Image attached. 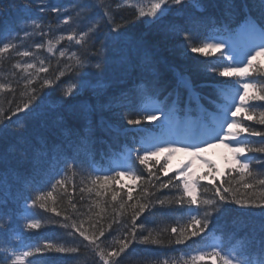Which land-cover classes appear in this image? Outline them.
Masks as SVG:
<instances>
[{
	"label": "snow or ice",
	"instance_id": "obj_1",
	"mask_svg": "<svg viewBox=\"0 0 264 264\" xmlns=\"http://www.w3.org/2000/svg\"><path fill=\"white\" fill-rule=\"evenodd\" d=\"M256 2L259 6L258 17L252 13L248 0L239 5L243 15L236 35L247 41L242 59H238L235 53L226 54L224 49L228 41L212 32L201 36L198 31L207 18L197 13L207 12L212 0H148L147 4H144L143 0H70L68 4L56 0H29V4L21 8L25 14L17 21L5 20L4 12L0 11V63L5 56L11 60L13 52L18 57H33L34 52L20 49L26 39L34 36L43 38L53 31L51 24L44 22L49 14L56 16L61 25H73L72 30L66 36L60 35L56 43L66 39L74 42L80 49L79 55L73 53L70 57L74 63L65 66L68 71L73 72V76L64 82L63 87L58 81L65 76L64 70H58V75L52 78L46 76L39 88L33 87L40 74L49 71L43 60L38 61V69L37 63L17 61L12 68L20 70L24 75L19 80L0 79V94L9 93L13 96V99L7 100V108L3 106L4 100L0 99V143L4 142L9 134L13 116L21 112L25 115L36 112L38 105L34 102L45 88H59L63 96L73 97L74 94L79 95L87 90L90 82L87 73L83 71L85 66L91 65L101 69L100 61L106 60L108 53L115 47L124 45L125 50L121 58L125 63L134 64L138 61L146 69L153 67L154 58L147 37L126 40L125 26L128 21L121 15L125 9L134 10V20L147 18L149 24L159 25L166 35L179 37L182 51L189 56L199 54L210 57L220 53L216 61L205 63L200 70L215 73L220 77L235 78L234 81H225L217 87L221 102L216 104L214 112L207 113L208 119L202 124V138L189 142L186 147H178L176 141L155 140L147 135L137 141L135 136V133L145 131L143 125L146 123H154L155 127H160L161 116L167 121L181 104L186 110H190L193 104L201 106L200 95L191 76L186 72L175 73L176 87L163 100L158 99L159 80L154 78L151 88L141 84L135 89L121 91L106 102L98 99L95 106H86L82 111L72 110L73 118L84 122L80 129L68 127L63 115L53 116L52 122L64 129V137L60 146L55 149L56 167L45 181L48 184L47 190L35 181L43 174L46 165L51 168L53 152L47 148L46 142L42 143L39 150L32 148L22 127H18L15 130V142L6 150L0 151V188L10 189L14 185L21 187L19 199L24 201L22 213L26 221L23 229L39 230L44 223H58L64 229L73 230L69 233L70 236L78 234L82 240L77 246H65L64 243L53 242L51 238L39 244L21 243L20 248H27L26 251H9L4 247L3 251H0V264H25V258L29 257L32 258L29 264H40L44 254H76L80 252V246L90 250L98 258V264H119V258L126 254L133 244L187 247L189 242H192L195 245V238L203 240L204 234L210 230V225L215 227L216 215L231 205L252 215L254 210H259L258 227H252L243 235L235 231L230 233L227 248L224 247L223 236L217 237L213 234V243L191 248L178 260L173 259L172 264H202L206 257L211 258L213 264L217 259L219 264H264V159L257 158V154L264 157V130L256 127L264 126V63L258 62L259 57H264V0ZM0 3H3V0H0ZM30 6L35 7V14H28L31 11ZM11 7H19L16 0H12ZM173 9L181 14L187 12L184 24L174 21L161 23ZM44 47V43L34 45L35 50ZM55 50L52 40H47V52L53 53ZM59 55L64 57L65 52L61 50ZM93 59L97 61L95 64L91 63ZM15 75L13 71L12 76ZM18 89H23L19 93L20 102L14 104ZM169 98L171 106L165 110L160 105L167 104ZM201 110L206 111L203 108ZM105 113H113L120 123L113 124L105 118ZM93 114L99 115L95 123ZM35 118L39 120L41 115L37 113ZM246 121H253L254 124L245 126ZM101 133L116 142L121 138L126 140L121 150L115 154V158L110 161L108 168L97 167L94 162L93 146L101 139ZM252 137L261 139L257 143L251 140ZM217 144H224L232 154L234 167L227 172V176L232 177V180L224 179L217 183L218 169L216 174L210 169L207 175L201 174L197 177L189 170V162L175 176L169 177L166 182H160L158 187L154 183V180L160 181L159 173L167 176L169 169L165 165L154 171V167L159 165V160L154 164L153 157L158 158L165 153L177 151H191L195 157L206 148L215 147ZM66 145L73 153L70 156L65 154ZM13 158L17 160L16 167L10 165ZM135 162L143 166L142 171L146 172V175L137 174ZM208 163L213 164L211 161ZM234 172L239 179L233 176ZM76 176H79V183L83 185L79 188L81 201L84 199V193L92 194L94 190L97 197H108L110 194V201L106 200L104 204L111 207V215L107 220L104 219L108 207H102L101 201L97 200L95 205L100 208V212L93 215L100 219L93 225L94 230L91 232L83 227V221L78 224L72 220L68 209L60 206L61 200L66 196L69 208L73 212L77 210V204L73 202L77 185L68 183ZM123 176L132 178L139 188L136 196L131 188L121 195L122 189H116L109 184L110 181H116ZM204 181L208 182L202 183ZM233 181L239 187H234ZM225 184L228 186L225 187ZM69 186L72 192L68 191ZM58 187L63 191L58 196H53ZM161 189H174L176 194L163 198L156 196V192ZM7 205V199H0V235L10 232L13 223V215L7 210ZM172 205L178 206L187 215V219L179 226H165L156 231L147 228L143 223L137 224L143 214H152L158 208L165 210ZM37 208L53 213L54 217H63V220L48 218L42 223L34 211ZM88 211L92 212L91 206ZM125 218L130 221L131 227L125 225ZM118 229H123L122 233L113 237L111 244L106 243V232L112 235ZM12 236L15 238L16 234L12 233ZM160 264H169V260L164 259Z\"/></svg>",
	"mask_w": 264,
	"mask_h": 264
},
{
	"label": "trees",
	"instance_id": "obj_2",
	"mask_svg": "<svg viewBox=\"0 0 264 264\" xmlns=\"http://www.w3.org/2000/svg\"><path fill=\"white\" fill-rule=\"evenodd\" d=\"M56 2H62L64 4H68L70 0H56ZM244 0H232V6H230V0H212L211 6L208 8L207 12L201 14L197 13V15H203L206 17L205 24L201 26L198 31L200 32L201 36L209 33L214 32L215 29H233L235 26L239 24L242 20L243 12L241 11L239 5L242 4ZM12 0H3V3H0V11L4 12L5 20H13L17 21L22 15L25 13L21 11L24 5L29 4V0H16V3L19 5L17 8L11 7ZM144 4L148 3V0H143ZM248 4L251 8L252 13L255 16H259V6L256 0H248ZM31 7V6H30ZM247 11V9H245ZM36 9L35 7H31V11L28 13L29 15L35 14ZM134 10L129 8L122 11L121 15L128 21L125 26V31L127 33L126 40H133L140 36H146L147 39L151 43V54L154 58V65L152 68L149 69L148 73L143 74V71L146 69L142 66L138 61L134 64L125 63L122 60V54L125 50L124 45H120L118 47L113 48L107 56L106 60H102L101 62V69H96L91 65H86L84 72L87 73V78L89 81L95 83V87L92 89H87L82 91L79 95H75V98L81 99L85 93L90 95L89 102L86 106H95L97 100L99 99L101 102H106L110 98L118 95L121 91H129L131 89H135L138 85H146L149 88L152 87L153 79L157 78L159 80V84L157 85V90L159 92L158 99L163 100L165 96L168 95L170 91H172L176 87V77L175 73L179 72H186L188 75L191 76L194 85L196 86V91L200 95V99L207 105L209 109L215 111L216 104L220 103V99L218 98L217 87L221 86L225 81H234L235 78H228V77H220L215 73H206L200 70L202 68L201 65L205 63H212L217 60L219 56L214 54L210 57L200 56L199 54H192L191 56L185 54L182 51V42L179 37H170L166 35L162 30H160L159 25L149 24L147 22V18H142L140 20H134ZM187 15V12L181 14L173 9L168 15L165 16L164 20L161 22L162 24L168 23L170 21H174L176 23L184 24V16ZM63 17H61L62 19ZM45 24H51L53 31L49 32L46 37H39L34 36L28 38L24 41V45L28 48V51L34 52L33 57H18L16 54H11L14 58L17 59H26L29 63H37V69L40 67L38 61L43 60L44 66L48 67V73H41L39 79L33 85V87L39 88V84L42 80L47 76L48 78H52L58 75V70H64L65 76L60 78L58 83L61 86H65L64 82L68 81L72 78L73 72L68 71L65 67L66 65H71L74 63V60L70 59L73 53L77 55L80 54L79 46H76L74 42H69L66 39L56 43V40L60 35H67L68 32L72 30L73 25H61L59 24L58 19L56 16L49 14L45 17L44 20ZM79 30V29H78ZM23 36V33H21ZM51 39L53 44H55V51L53 53L47 52V40ZM27 43H31V46H28ZM36 43H44L45 47L41 50H36L34 45ZM30 44V45H31ZM31 47V48H30ZM63 48L65 50V56L61 57L59 55V49ZM95 51V49H93ZM6 59L0 63V70L3 71L5 74H12L15 71L11 65H9V58L5 56ZM97 61L93 59L91 61L92 64H95ZM195 62V63H194ZM205 62V63H204ZM204 63V64H203ZM260 63H263L260 61ZM5 74H2L1 79H5ZM20 77L24 75L19 70ZM200 85H205L204 87H200ZM20 89H18L19 91ZM17 91V93H18ZM40 96L45 99H50L48 106H53L56 102L58 105L62 106V103L59 98L62 100H66L67 96H63L61 90L59 88L56 89H49L45 88ZM73 97V96H72ZM0 99L4 100V107H8L7 100L13 99L12 94H0ZM215 101L216 103H213ZM171 102V98H169L168 102ZM196 104L191 106V109ZM85 106V107H86ZM184 108L183 104L180 105ZM185 109V108H184ZM264 110V109H262ZM213 111V112H214ZM20 115L24 114V112L18 113ZM105 118L109 119L113 124L120 123L118 119L113 121L114 114L113 113H105ZM243 114H241L242 116ZM16 119L18 115L15 116ZM99 119L98 114H93V122ZM148 124V123H146ZM145 124V125H146ZM254 124L253 121H246L245 126H249ZM79 125V123H78ZM149 125V124H148ZM153 126L154 129L158 127L154 126V123L150 124ZM144 126V125H143ZM132 127V126H129ZM257 128H261L264 130V126L256 125ZM75 128V127H74ZM261 138L259 137H252L251 140L254 142H259ZM58 143L59 140H56ZM123 142V143H122ZM126 140L123 138L121 140V145H123ZM66 147V146H65ZM5 148L4 144L1 145L0 143V151H3ZM73 154V153H72ZM258 159H264L260 154H257ZM102 160V159H101ZM100 160V161H101ZM155 159L153 163L155 164ZM159 160V165L154 167V171L157 170L158 167H162L164 162L161 159ZM103 162H100L102 164ZM137 174L139 175H146L144 171H142L143 166L138 165L136 166ZM231 169H228V171ZM227 171V172H228ZM226 174L222 177V179H217V183L221 180L228 179L232 180V177H228ZM176 173L173 171H169L168 175L165 176L161 174L160 181H155L154 183L159 186L160 182H166L169 177L175 176ZM71 177V173H69ZM233 176H236V173H233ZM59 178V177H57ZM236 179H239L236 176ZM47 180V175L42 174L36 178L35 183L44 188L48 186L45 182ZM208 181H204L202 183H207ZM69 185L75 183L77 185L76 191L73 193V202L77 204V210L73 212L68 204H67V197L65 196L63 200H61L60 206L62 208L68 209V214L71 215L72 220H75L78 224L83 221V227L88 230L89 232L93 231V225H96L97 220L100 219L99 217L93 215V213L100 212V208L96 207L95 202L97 200L101 201L102 207H108L107 213L104 214V219L107 220L111 215V207L104 204V201H110V194L108 197H104L103 195L97 197L95 195V190L92 194L84 193V199L80 200V191L79 188L83 187L79 183V176L72 177L71 180L68 181ZM109 184L116 188L122 189L121 195H124L130 188L133 191V195L139 192V188L136 186L134 181H125L121 180L118 181H110ZM225 187L228 185L225 184ZM234 187H239L233 181ZM47 190V189H45ZM63 189L57 188V191L53 192V196H58ZM69 192H72V188L69 186ZM155 191V190H152ZM7 188H0V199H7L13 195L15 200L18 202L20 194L19 192L12 191L10 192ZM175 190L169 191L168 189H161L156 192V196L163 198V196H172L175 195ZM241 194H243V189H241ZM211 196V193H209ZM155 198V197H153ZM119 199V198H118ZM16 205V204H15ZM49 206H51V201H49ZM91 206L92 212H89L88 209ZM17 206H15V210ZM37 218L42 220V223L46 221L48 218H54L55 220L62 221L63 217H54V214L51 212H44L42 209H35ZM22 213V211H21ZM20 212L16 213V221H13L11 229H13L15 234L22 231V223L24 220L22 219V215ZM259 210H254V215L248 214L245 212L240 211L237 206L231 205L226 207V209L216 215L215 219V227L213 228L210 225V230L207 234H204V239L201 240L199 237L195 238L196 244L193 245L192 242H189V245L183 246H156V245H142V244H133L127 251L126 254H122L119 258V264H160L161 261L164 259L169 260V264H172L173 259H179V257L191 250L193 247H198L205 243L211 233L215 234L218 233L223 236L225 239L226 246H229V234L232 232H237L240 235L251 230L252 227H258L259 225ZM91 217V219H89ZM187 219V215L185 212L181 211L178 206L172 205L170 207H166L165 210H154L152 214L145 213L143 214L139 220H137V224L143 223L147 228L155 229L159 231L161 228L165 226H179L182 224L184 220ZM67 223H71V221H66ZM179 222V223H177ZM125 225L131 227L130 221L125 218L124 220ZM116 226L114 225V228ZM61 226L58 223L49 224L44 223L42 228L39 230H34L36 233L35 235H29L26 232L24 234L27 235L29 241L32 239H40L41 241L45 240V238L53 239V242L57 243H64L65 246H77L80 244L81 240L74 245H72L73 239L69 238L68 235L71 231V228H68V234L61 232ZM64 229V228H63ZM123 229H118L116 232H113L112 235H109L106 232V236L108 240L106 243L111 244L113 241V237L118 236L122 233ZM146 234V233H145ZM63 235L67 238H63ZM76 235V234H75ZM74 238V236H72ZM0 243L7 245V248H14L13 244L17 241L16 237L10 234L2 235ZM71 239V240H69ZM104 239V238H101ZM32 242V241H31ZM86 243V242H85ZM9 246V247H8ZM11 249V248H10ZM49 256L51 259V263L53 264H98V258L94 256V254L90 251L85 249L83 246H80V252L76 254H44ZM59 255H72V259H64L61 260ZM202 264H213L212 260H204Z\"/></svg>",
	"mask_w": 264,
	"mask_h": 264
},
{
	"label": "bare ground",
	"instance_id": "obj_3",
	"mask_svg": "<svg viewBox=\"0 0 264 264\" xmlns=\"http://www.w3.org/2000/svg\"><path fill=\"white\" fill-rule=\"evenodd\" d=\"M238 1H240V0H238ZM61 50L65 52V50L62 47L59 49V51H61ZM11 54H15V52H13ZM5 59H6V57L3 58V60H5ZM17 61L22 63L21 59L14 58L13 60H9V65H11V67H12V65L15 64ZM201 66H203V65H201ZM148 71H149V69H145L143 71V74L148 73ZM15 73H16V75H15V77H13L12 74L8 75V74H5L3 71L0 70V79H1L2 74H5L4 76L6 78L19 80L20 79L19 70H15ZM21 75H22V72H21ZM89 82H90V87L88 89L94 88L95 83H93L92 81H89ZM22 90L23 89H20L18 91V93H16V99L14 100V104L20 102L19 93ZM4 94H6V93H4ZM67 97H69V98H67L65 101L60 99V98L58 99L62 103V106L58 105L57 102L53 106H48L50 99H46V96L44 99L43 97H41L39 95L37 100L34 102L36 105H38L36 112L29 113L27 115H25V113L22 115L17 114L18 115L17 119L15 116H13L12 117V123L9 125V134L7 135L5 141L1 143V145L4 144V146H5L4 150H6L10 144H13L15 142V140H16V131L15 130L18 127H22V130H23L24 134L28 137L29 144L32 148L39 150L41 148L42 143L46 142L47 148L52 150V152H53L52 166H51V168H49L46 165L44 172H43L44 174H46L48 176L51 173L52 169H54L56 167L55 155H54L55 149L58 146H60L61 142L63 141V137H64V129L56 126L52 122V117L57 115V114L63 115L65 118V122H66L68 127H72V128L75 127V129H80V128H82L84 122L74 119L72 116V110H81L82 111L83 108L88 104L89 99H90L89 98L90 95L88 93H85L81 99H78V98H75L72 96H67ZM14 104H13V106H14ZM5 108H7V106ZM37 113H39L41 115V119H39V120H37L35 118ZM115 119H118V118H117V116L114 115L113 121ZM78 123H79V125H78ZM146 126L147 125H144V127H146ZM100 136H101V139L97 140V142L93 146V153H94L95 165L97 167L103 168L102 165L98 161L103 159L106 155H108L112 152H115L117 150L116 148H120L118 146L121 144V140L123 138H121V140L119 142H116L110 136L104 135L103 133H101ZM136 139H138L137 136H136ZM56 140H59L60 143H58ZM64 151H65V154H67L69 156L72 155V151L70 150V148L67 145L64 148ZM154 160H155V158L153 157V161ZM10 165L12 167H16L17 166V160L14 158L11 159ZM165 165L168 169L167 163L163 164V166H165ZM62 166L63 165H61V167ZM158 168H160V167H158ZM103 174H110V173H103ZM159 174L161 176L162 173H159ZM121 180L130 181V182L133 181V179L128 177V176L119 177L118 181H121ZM44 189H48V186L47 187L44 186ZM7 190L10 192L16 191V192H19V194H21V187L19 185H14L10 189L7 188ZM7 200H8L7 210H10L12 212L13 221H16V219H17L16 213L17 212L21 213L22 208L24 206V201L22 199H20L17 202L15 200V198L13 197V195L10 196L9 198L7 196ZM15 206H17L16 210H15ZM21 215L23 216V213H21ZM24 223H26L25 220H24ZM24 223H22V231L18 232L16 234L17 241L14 242V244H13L14 248H12L10 246L11 249L8 248L9 251H12L13 249H19L21 251H26L27 248H20L21 243L39 244V243L43 242V240L41 241L40 239H32L31 240L32 242L29 241L27 235L24 234V232H26L29 235H35L36 233L34 232V230L23 229ZM14 232L15 231L13 229H11V233H14ZM61 232H64L65 234L69 233L67 231V229H63V228H61ZM71 232H73V231H71ZM7 233L10 234V232H7ZM7 233H4L2 235H6ZM2 235H0V237ZM68 237L73 239V240L69 239L72 241V245L76 244L78 242V240H82V238H80L78 236V234H76L74 236V238L70 235H68ZM63 238H67V237H65V235H63ZM45 239H47V238H45ZM0 240H1V238H0ZM0 246H3V247H0V251H3V248L6 247L7 245L0 243ZM59 257H61V260H63V258L64 259H68V258L72 259L73 256L72 255H67V256L66 255H64V256L59 255ZM50 259L51 258L49 256L44 255L40 261V264H53V263H51ZM31 260H32L31 257L25 258V264H29V262Z\"/></svg>",
	"mask_w": 264,
	"mask_h": 264
},
{
	"label": "rangeland",
	"instance_id": "obj_4",
	"mask_svg": "<svg viewBox=\"0 0 264 264\" xmlns=\"http://www.w3.org/2000/svg\"><path fill=\"white\" fill-rule=\"evenodd\" d=\"M236 38L239 40V43H241L243 46L247 45V41L245 39L239 38L238 36ZM223 40L228 41V44H226V45H230L231 47L234 46V42L230 38L223 39ZM17 43H19V42L17 41ZM27 45L32 47V45H30V43H27ZM235 48H237V47H235ZM20 50L21 51H24V50L28 51V48L23 44V46L21 47ZM236 57L238 59H242V56L237 55ZM22 63H29V61H26V59L23 58L22 59ZM29 71H33V70H29ZM197 124L198 123L195 121V119H191L190 118V123H189L190 129L187 132H184L183 134L186 133V134H190L191 136H193L195 134V129H196ZM179 133H180V131L178 130V128L176 126L172 127L170 129V132H169V134L172 135V136H175V135L177 136V134H179ZM205 154H206V152H205ZM189 155L191 156V158H190V161H188L186 165H188L189 162H190V169L189 170L195 173L198 170V167L200 165H203L205 163V161L201 160L199 157L198 158L194 157L191 151H189ZM231 155L232 154L230 153L229 149L227 151H225V152H223L221 154H217V155H213L211 153L207 154L208 158L210 160L214 161L215 166H216V170L217 169L219 170V174L217 175V178H222L226 174L227 167L229 165L230 166L234 165L232 162H230V161L225 159L227 157L231 158ZM177 157H178V151L174 152V153H170V160L171 161H175L177 159ZM185 166L183 167V169L185 168ZM216 170H214V174H216Z\"/></svg>",
	"mask_w": 264,
	"mask_h": 264
}]
</instances>
